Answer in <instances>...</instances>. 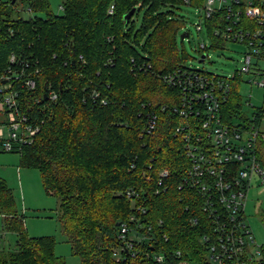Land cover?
<instances>
[{"label": "trees", "instance_id": "trees-1", "mask_svg": "<svg viewBox=\"0 0 264 264\" xmlns=\"http://www.w3.org/2000/svg\"><path fill=\"white\" fill-rule=\"evenodd\" d=\"M19 4L33 16L22 17ZM181 4L187 5L185 0H63V13L56 14L49 0L0 3V88L12 55L15 69L35 80L34 88L12 83L19 110L39 126L33 142L23 146L20 164L38 169L46 192L58 198L63 231L81 264H157L159 253L177 264L175 251L195 264H212L203 237L215 233V224L201 191L183 182L192 162L176 132L183 118L173 107L181 92L164 80L187 61L178 43L184 18L161 11ZM142 9L137 27L134 17ZM207 26L213 27L209 21ZM93 91L100 93L95 100ZM237 93L233 85L222 106L225 120L240 108ZM149 115L157 117L152 132L145 131ZM258 154L264 164V143ZM165 169L169 175L161 177ZM130 189L133 197L127 195ZM0 215L4 229L17 235L16 248L0 250V264H67L55 254L53 236L28 234L1 174ZM124 221L144 236L135 241L136 256L126 250L115 255L122 244L118 223ZM261 252L264 264V244Z\"/></svg>", "mask_w": 264, "mask_h": 264}, {"label": "built area", "instance_id": "built-area-1", "mask_svg": "<svg viewBox=\"0 0 264 264\" xmlns=\"http://www.w3.org/2000/svg\"><path fill=\"white\" fill-rule=\"evenodd\" d=\"M185 2L190 5L191 0ZM196 8L201 20L213 25L207 27L215 48L231 41L245 44L247 51L241 69L235 70L232 77L186 64L164 76L169 85L181 92L180 104L173 107L183 118L176 132L183 135L192 162L183 182L201 191L205 198L204 209L215 224V233L203 237L212 264H262V245L256 242L247 221L246 202L253 182L258 180L264 184V164L258 154L259 144L264 143V101L261 107L250 110L251 116H246L244 105L253 103L251 95L245 98L241 94L240 82L244 74H253L258 77L248 82L264 88V0H204ZM196 28L203 30L201 22ZM196 49L200 61H205L207 45L199 43ZM16 63L17 57L12 55L10 66L2 75L0 115L5 118L0 122V143L4 151L20 153L24 145L33 142L39 126L19 110V93L12 88L13 81L19 80L23 86L34 88L35 80L24 69H15ZM233 85L237 86L240 108L225 120L222 106L230 99ZM47 95L51 100L58 97L53 90ZM90 95L95 100L100 93L93 91ZM190 116L198 118L197 123H193ZM156 126V115H149L145 131L152 132ZM168 175L166 169L160 173L161 177ZM135 194V190L127 191L129 197ZM134 220L132 216L130 221ZM131 233L129 222H122L118 234L122 244L115 251L116 256L123 250L136 256V240L131 238ZM174 255L178 257L177 264H195L183 259L181 251H175ZM155 260L157 264H168L163 253L156 254Z\"/></svg>", "mask_w": 264, "mask_h": 264}, {"label": "rangeland", "instance_id": "rangeland-1", "mask_svg": "<svg viewBox=\"0 0 264 264\" xmlns=\"http://www.w3.org/2000/svg\"><path fill=\"white\" fill-rule=\"evenodd\" d=\"M6 0H0L4 2ZM51 9L56 14L63 13V0H49ZM19 14L24 18L33 16L28 7L19 4ZM172 10L181 15L185 20V26L178 36L180 49L186 52V66L200 68L215 72L224 76L232 77L235 70L241 69V61L244 58L247 47L243 43L224 42L220 48H215L208 32L205 19L201 20L199 10L191 5H177L175 7L163 8L161 11ZM145 9L135 15L134 20L137 27L142 26ZM202 24L203 30H197L196 25ZM189 32V36L182 39L181 35ZM205 43L208 50V58L200 61V53L197 51L199 43ZM140 51L141 48L136 46ZM264 66V62L262 63ZM258 76L244 74L240 82V91L245 98H249L253 105L245 104L243 113L251 116L250 110L261 107L264 101V88L248 82ZM254 106V107H252ZM21 154L19 152H7L3 150L0 143V174L13 190L17 207L24 215V223L30 236H53L55 239V254L62 257L67 264H81L78 255L73 254L71 243L62 228L59 219V200L56 196L48 194L43 186L40 172L36 168L21 166ZM255 180L249 190L246 202V216L251 226L256 242L264 244V184ZM4 218L0 215V250H12L16 248L17 235L4 229ZM131 238L140 240L142 236L137 231L131 233Z\"/></svg>", "mask_w": 264, "mask_h": 264}, {"label": "water", "instance_id": "water-1", "mask_svg": "<svg viewBox=\"0 0 264 264\" xmlns=\"http://www.w3.org/2000/svg\"><path fill=\"white\" fill-rule=\"evenodd\" d=\"M16 0H13V2H15ZM135 9H132L126 16L125 18L128 20L131 18L132 14L134 13ZM190 34L189 32H185L181 35L182 39L188 37ZM118 225H120V223H118Z\"/></svg>", "mask_w": 264, "mask_h": 264}, {"label": "crops", "instance_id": "crops-1", "mask_svg": "<svg viewBox=\"0 0 264 264\" xmlns=\"http://www.w3.org/2000/svg\"><path fill=\"white\" fill-rule=\"evenodd\" d=\"M5 117L3 115H0V120H3Z\"/></svg>", "mask_w": 264, "mask_h": 264}]
</instances>
